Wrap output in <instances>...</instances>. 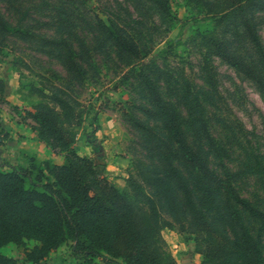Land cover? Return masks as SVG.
Masks as SVG:
<instances>
[{
  "label": "trees",
  "instance_id": "obj_1",
  "mask_svg": "<svg viewBox=\"0 0 264 264\" xmlns=\"http://www.w3.org/2000/svg\"><path fill=\"white\" fill-rule=\"evenodd\" d=\"M147 2L158 14H168L167 0ZM115 3V8L106 7L102 15L85 0H0L4 7V11L0 8V35L33 38L79 78L83 63L91 65L100 55L134 60L139 68L133 63L123 79L134 77L145 92L150 105L145 112L157 121L160 130L157 134L141 125L149 135V154L162 164L163 176L174 184L194 228L205 235L203 261L264 264V211L241 196L229 174L211 167L217 162L222 169L224 157L208 114L211 91L216 87L213 65L205 58L199 85L186 78L181 83L173 79L174 87H166V99L160 82L163 78L168 85L172 77L154 61L145 60V48L154 40V27L134 13L135 9ZM243 26L253 50L251 59L234 48L235 39L226 43L211 36L205 40L212 54L264 91V47L253 24L244 22ZM171 45L169 41L167 48ZM2 87L0 80V91ZM30 115L37 123L39 138L53 151H63L64 160L40 164L30 157L29 167L0 168V248L33 240L36 244L25 256L37 263L71 239L74 254L89 260L104 253L113 258V264H160L134 200L101 175L89 157L75 151L73 138L63 129L55 110L38 104ZM174 159L185 177L172 164ZM255 168L264 177V166L256 158ZM131 186L144 196L134 180ZM245 216L256 222L253 233L244 223ZM0 264L19 263L0 252Z\"/></svg>",
  "mask_w": 264,
  "mask_h": 264
},
{
  "label": "rangeland",
  "instance_id": "obj_2",
  "mask_svg": "<svg viewBox=\"0 0 264 264\" xmlns=\"http://www.w3.org/2000/svg\"><path fill=\"white\" fill-rule=\"evenodd\" d=\"M116 1L121 7L135 9L134 13L154 27V40L145 48V60L154 61L172 77L168 85L163 78L160 82L166 99V87L173 88L174 81L181 83L186 78L192 84H201L200 66L205 58L213 65L216 87L211 91L208 114L213 137L224 157L222 169L215 165L217 162L211 167L229 174L241 196L264 211V177L255 168V158L264 166V91L212 54L205 40L211 36L226 43L235 39L234 48L251 59L253 50L243 24H253L264 47V0H167V15L158 14L148 0H85L100 14L108 6L115 8ZM257 4L263 8H255ZM0 8L4 11L3 6ZM169 41L172 45L167 48ZM124 59L100 55L91 65L83 63V76L79 78L33 38L1 34L0 168L29 167L30 157L40 164L44 160L63 162L64 152L53 151L39 138L37 123L30 115L38 104L50 107L72 136L75 151L89 157L101 175L134 200L160 264L169 260L174 264H229L203 261L205 235L194 228L174 184L163 176L162 164L149 154V135L141 125L157 134L159 126L147 117L145 109L150 105L139 82L134 77L123 79L136 63ZM172 164L185 177L175 159ZM131 180L144 196L137 194ZM244 223L253 233L256 222L245 216ZM262 242L264 252V232ZM35 244L33 240H25L20 246L8 243L0 252L19 264H113V258L104 253L90 260L74 254L71 239L32 263L25 253Z\"/></svg>",
  "mask_w": 264,
  "mask_h": 264
}]
</instances>
